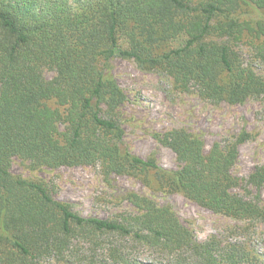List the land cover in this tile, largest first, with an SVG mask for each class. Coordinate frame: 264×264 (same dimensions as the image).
Here are the masks:
<instances>
[{"label":"trees","instance_id":"16d2710c","mask_svg":"<svg viewBox=\"0 0 264 264\" xmlns=\"http://www.w3.org/2000/svg\"><path fill=\"white\" fill-rule=\"evenodd\" d=\"M116 58L212 104L264 97V0H0V264H76L81 242L108 244L102 264H137L142 249L158 264H256L246 245L199 240L169 203L129 191L134 212L83 216L46 182L11 172L14 157L32 168L91 165L105 180L181 193L239 222L236 234L264 223V166L234 172L245 128L209 148L185 128L153 133L175 169L129 149Z\"/></svg>","mask_w":264,"mask_h":264},{"label":"rangeland","instance_id":"374dc122","mask_svg":"<svg viewBox=\"0 0 264 264\" xmlns=\"http://www.w3.org/2000/svg\"><path fill=\"white\" fill-rule=\"evenodd\" d=\"M176 40L174 45L180 44ZM122 43L123 41L120 40ZM113 74L124 90L127 101L123 106L125 142L140 157H154L165 168L175 169V154L161 145L153 133L172 128H185L202 135L206 147L246 129L250 138L240 146V156L234 172L246 177L255 167L264 166V97L250 99L244 104H212L196 94L178 93L170 82L156 71L142 69L129 59L112 61ZM258 71L264 76V67ZM52 74L47 73L50 77ZM11 172L28 179L42 180L49 185L55 199L68 203L83 216L114 218L134 212L122 199L129 191L152 198L160 204L169 203L180 222L199 240L216 236L222 242L246 245L264 264V223L253 226L248 232L236 234V220L217 214L189 200L181 193L171 195L154 191L137 178L112 174L105 180L99 168L91 165L62 166L58 168H32L27 160L14 157ZM258 191H253V194ZM264 198V186L260 191ZM98 246L81 242L82 257L76 264L108 263V244ZM72 259V258H71ZM149 251L139 250L137 264H158ZM44 264H67L56 260Z\"/></svg>","mask_w":264,"mask_h":264}]
</instances>
